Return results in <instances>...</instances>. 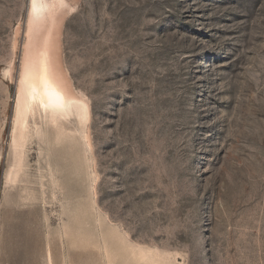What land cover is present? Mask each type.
I'll list each match as a JSON object with an SVG mask.
<instances>
[{"label":"rangeland","instance_id":"rangeland-1","mask_svg":"<svg viewBox=\"0 0 264 264\" xmlns=\"http://www.w3.org/2000/svg\"><path fill=\"white\" fill-rule=\"evenodd\" d=\"M66 1L89 138L49 126L8 183L30 0H0V264H107L111 230L166 264H264V0Z\"/></svg>","mask_w":264,"mask_h":264},{"label":"bare ground","instance_id":"bare-ground-1","mask_svg":"<svg viewBox=\"0 0 264 264\" xmlns=\"http://www.w3.org/2000/svg\"><path fill=\"white\" fill-rule=\"evenodd\" d=\"M66 7V0H30L14 109L11 143L13 166L8 183H17L22 179L28 168L29 147L34 139L44 141L42 138L46 136L49 126L56 131L53 139L56 146H61L67 134L71 137L78 135L84 142L89 138L83 127L90 118L89 104L71 84L60 57L59 26ZM72 118L78 120L80 130L67 129L66 125ZM48 168L53 186L59 188L57 172L51 163H48ZM62 229L66 235L69 233L67 224ZM90 240L92 238H87L86 242ZM112 243L120 244V250L126 251L137 264L167 263L166 256L157 252L139 247L129 248L124 237L111 230L96 242L107 264H116L117 260L116 251L110 248ZM45 264H55L49 248Z\"/></svg>","mask_w":264,"mask_h":264}]
</instances>
